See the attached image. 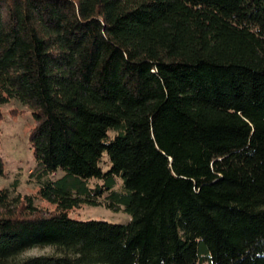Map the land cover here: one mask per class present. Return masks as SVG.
<instances>
[{"label":"trees","instance_id":"1","mask_svg":"<svg viewBox=\"0 0 264 264\" xmlns=\"http://www.w3.org/2000/svg\"><path fill=\"white\" fill-rule=\"evenodd\" d=\"M12 99L54 210L0 190V264H264V0H0Z\"/></svg>","mask_w":264,"mask_h":264},{"label":"rangeland","instance_id":"2","mask_svg":"<svg viewBox=\"0 0 264 264\" xmlns=\"http://www.w3.org/2000/svg\"><path fill=\"white\" fill-rule=\"evenodd\" d=\"M0 158L3 163V173L0 175V190L6 189L10 198L18 197V204L23 206V196L34 197V205L46 211L54 210V204L37 197L39 183L31 175L36 161L29 141V134L34 125L31 110L16 99L4 103L0 107ZM103 170L109 167L107 154L103 156ZM63 174L57 169L49 174L56 179ZM68 216L79 220H103L111 223L126 224L130 216L122 207L113 210L104 204L81 205L69 210ZM50 246L32 247L21 252L16 259L29 256L52 253ZM207 264V263H203Z\"/></svg>","mask_w":264,"mask_h":264}]
</instances>
